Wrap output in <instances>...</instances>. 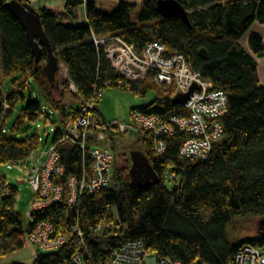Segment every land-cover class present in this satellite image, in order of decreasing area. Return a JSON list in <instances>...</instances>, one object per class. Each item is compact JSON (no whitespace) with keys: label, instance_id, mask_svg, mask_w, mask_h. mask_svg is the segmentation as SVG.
I'll list each match as a JSON object with an SVG mask.
<instances>
[{"label":"trees","instance_id":"obj_1","mask_svg":"<svg viewBox=\"0 0 264 264\" xmlns=\"http://www.w3.org/2000/svg\"><path fill=\"white\" fill-rule=\"evenodd\" d=\"M12 1L0 0V166L7 169L41 153L42 140L34 128L41 117L47 122L52 115H46L43 105L56 112L62 125L78 109L64 102L66 96L58 84L60 71L48 76L49 51L43 46L41 53L33 51L26 30L12 14ZM15 1L40 13L57 67L66 69L82 98L92 99L110 82L109 87L128 88L143 97L150 90L156 91L152 103L137 110L146 115L167 123L174 116L188 115L185 105L173 101L175 86L165 89L151 75L141 87L133 82L118 85L120 75L104 50L89 42L93 36H117L136 47L138 53L148 42L160 41L169 53L184 54L193 71L225 92L229 111L221 119L225 133L214 143L207 160L179 156L187 135L178 128L165 138L167 147L162 156L156 153L153 133L137 135L136 142L161 180L153 187L133 186L129 167H118L110 130L116 159L112 188L97 197L87 195L81 206L59 202L33 211L27 230L15 208L19 191L0 174V258L22 250L30 229L44 220L50 221L67 242L56 253H39L35 264H73L74 255L83 246L90 250L93 264H105L114 250L135 240L143 241L156 256L183 264H232L246 245L264 251V232L256 239L234 243L226 232L236 220L255 217L261 218L264 231V85L258 73L264 40L248 35L255 24L264 26V0H175L189 12L191 29L181 20L164 19L157 8L158 0H68L65 7L57 9H37L30 0ZM81 6L85 7L87 22L79 24ZM247 37L245 49L242 41ZM204 49L207 56L201 54ZM56 94H61L60 101ZM73 95L71 99L78 105ZM39 96L43 103L36 99ZM17 109L19 116L13 121ZM97 124L101 125L100 121ZM60 131L55 130L53 144L65 168L63 181L75 176L83 179L86 171L91 173L90 156L77 145L61 142ZM109 223L120 227L119 231L105 230L111 236L91 238L96 234L92 227ZM78 228L84 238L75 231Z\"/></svg>","mask_w":264,"mask_h":264},{"label":"built area","instance_id":"obj_2","mask_svg":"<svg viewBox=\"0 0 264 264\" xmlns=\"http://www.w3.org/2000/svg\"><path fill=\"white\" fill-rule=\"evenodd\" d=\"M89 42L104 50L106 59L120 75L119 86L138 80L143 81L151 75L155 83L160 86H175L174 96H176L189 93L191 88L197 85L196 90L184 104L188 112L184 118L174 116L170 123H167L157 116L134 111L132 124L126 126L119 123L118 126L121 131H131L136 136L153 133L158 156H162L166 151L165 138L173 136L178 128L187 135L180 148L179 156L195 161L208 159L214 143L218 142L225 133L221 119L229 110L228 99L224 91L216 90L211 82L204 80L200 73L193 71L184 54L169 53L167 47L160 41L148 42L140 53L136 51V47L117 36H104L103 38L93 36ZM66 80L72 90L79 95L76 86L68 78V72ZM112 84L108 82L106 86L109 87ZM79 97L82 104H78L77 111H74L63 124V129L60 131L61 142L68 141L89 154L91 164L88 170L91 173L88 174L86 171L87 174L83 179L75 176L69 177L64 182L65 168L60 162L61 155L56 144H52L47 151L42 150L39 155L31 157L29 162L26 161V165L30 174L27 183L31 186L35 196L32 202L33 211H42L59 202L70 207L81 206V202L87 195L97 197L112 188L115 154L113 150L102 148L97 143L104 138L103 131H107L108 127H114V125L103 126L93 121V112L98 108V103L104 97V93L102 90L96 91L90 100L80 95ZM53 119L52 115L49 116L46 123L49 126L53 125ZM97 128H99L98 131H96ZM94 133H97L98 140L92 137ZM24 163L20 162V165ZM8 167L12 168V164ZM169 176L174 178L172 174ZM92 230L97 232L100 227H92ZM75 231L79 233V237H84L81 228ZM28 237L42 254L56 253L67 242L66 237L58 234L57 229L48 220L36 223L30 229ZM81 250L74 255L73 264H93L87 246H83ZM105 264L183 263L171 258L158 257L147 250L143 241L135 240L114 250ZM232 264H264V251L246 245L236 253Z\"/></svg>","mask_w":264,"mask_h":264},{"label":"rangeland","instance_id":"obj_3","mask_svg":"<svg viewBox=\"0 0 264 264\" xmlns=\"http://www.w3.org/2000/svg\"><path fill=\"white\" fill-rule=\"evenodd\" d=\"M251 34V31H249ZM66 69L62 66L60 71L59 79V87L60 92L66 96L64 102L70 106V108H79L72 98L75 94L78 104L80 102V97L77 95L72 88L70 87L68 81L66 80ZM144 81V80H143ZM143 81L138 80L134 82L137 86L141 87ZM130 84L127 86L129 87ZM165 89H169L168 87H164ZM37 91V90H36ZM35 93L37 94V92ZM55 92V91H54ZM72 92L73 94L69 93ZM104 97L99 101V105L97 108L98 113H95L94 122L100 121V124L104 126H112L108 127L107 131H103L104 138H101L97 143L100 147L105 149L113 150L112 139L109 136L108 132L112 130V135L115 139L116 146V156L118 159L117 165L120 166H128L129 170L132 166V160L130 159V152L139 151L141 152L142 147L139 146L137 141V136L129 132H124L119 129L118 124L129 126V124L133 123V112L139 110L142 107L149 106L152 101L156 98V91L150 90V92L145 96L137 95L128 88L121 87H106L103 90ZM57 99L61 100V94H56ZM175 97V96H174ZM40 100V102H44L43 99L39 96L36 98ZM82 104V103H81ZM45 108L46 115H51L55 118L54 122L57 123L49 126L45 122V118L41 117V119L36 123L34 131H37L41 137L42 145L41 149L47 151L53 144V138L55 135V130H62L63 125L61 124L60 117L56 114V112L52 111L51 108L47 107V105H43ZM68 113H71V109H69ZM94 114V112H93ZM19 116V110L17 109L15 115L13 116V121H17ZM14 124V123H13ZM12 124V125H13ZM101 127V126H100ZM55 128V129H54ZM99 128L96 129L98 131ZM95 131V130H94ZM93 131V132H94ZM94 139L98 140L97 133H94L92 136ZM93 141L94 143L96 142ZM114 151V150H113ZM115 153V152H114ZM25 162L23 165L15 166L13 169H7V167L0 166V174L5 175L8 180V184L18 189L17 200L15 204V208L18 213L22 214L24 219V228L27 230L30 228L32 224L31 215L33 212L32 202L35 199L34 193L31 189V186L27 183L29 181V169ZM131 171V170H130ZM2 196V195H1ZM1 198V197H0ZM116 215V220L118 221V215ZM100 230L96 232V234L91 237L95 240H100L101 238H107L111 236V234L107 235L106 232H118L120 227L114 225V223L109 224H100ZM109 230V231H105ZM263 227L261 225V218L255 217L252 219H244V220H236L232 224H230L226 230L227 236L230 242L234 243L235 241H245V239H256L264 232L262 231ZM104 237H100L103 236ZM29 236V235H28ZM26 238V246L22 250L12 251L7 254L5 257L0 258V264H35V260L38 257V254L41 253L37 246L30 241L29 237ZM84 238V237H83ZM102 241V240H101ZM90 252V250H89ZM42 254V253H41Z\"/></svg>","mask_w":264,"mask_h":264},{"label":"water","instance_id":"obj_4","mask_svg":"<svg viewBox=\"0 0 264 264\" xmlns=\"http://www.w3.org/2000/svg\"><path fill=\"white\" fill-rule=\"evenodd\" d=\"M12 14L20 20L21 25L27 33V39L30 41L31 47L36 54L41 53V46L45 47L49 51L51 62L49 64V71H46L48 76L53 77L54 72L61 71V68L57 67V62L53 57L54 51H52V45L48 39L45 29H43V22L40 13L32 7L24 4L21 5L15 0L10 5ZM158 11L164 19H178L185 23L191 29V22L189 21V12L178 1L175 0H158ZM201 54L207 56L206 50H202ZM56 72V73H57ZM197 85L191 88L189 93L178 94L173 98V101L178 104H185L190 95L196 90ZM132 159V166L130 171V178L132 185L136 187L157 185L161 182L157 172L152 168V165L148 158L141 151L130 152Z\"/></svg>","mask_w":264,"mask_h":264},{"label":"crops","instance_id":"obj_5","mask_svg":"<svg viewBox=\"0 0 264 264\" xmlns=\"http://www.w3.org/2000/svg\"><path fill=\"white\" fill-rule=\"evenodd\" d=\"M67 1L68 0H30L32 6L36 7L37 9L46 8V7H51L53 9L63 8V7H65ZM125 1L130 2V3H135V1H137V0H125ZM79 16H80V20L78 22L79 24L87 22V16L85 13V7L84 6H81L79 8ZM250 31H251V34L261 36L262 39L264 40V26H262L260 24H255L251 28ZM248 35H250V34H248ZM242 42H243L244 48L248 49V44H249L248 37L243 39ZM258 64H259L258 73L260 75L261 82L264 85V58H260L258 60Z\"/></svg>","mask_w":264,"mask_h":264}]
</instances>
